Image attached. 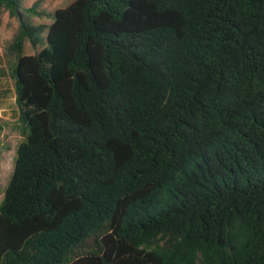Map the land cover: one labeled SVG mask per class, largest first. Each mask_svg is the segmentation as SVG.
Segmentation results:
<instances>
[{"label": "trees", "instance_id": "trees-1", "mask_svg": "<svg viewBox=\"0 0 264 264\" xmlns=\"http://www.w3.org/2000/svg\"><path fill=\"white\" fill-rule=\"evenodd\" d=\"M41 2L0 264H264V0Z\"/></svg>", "mask_w": 264, "mask_h": 264}, {"label": "rangeland", "instance_id": "rangeland-1", "mask_svg": "<svg viewBox=\"0 0 264 264\" xmlns=\"http://www.w3.org/2000/svg\"><path fill=\"white\" fill-rule=\"evenodd\" d=\"M25 8L31 7L38 0H19ZM74 0H42L39 11L52 13L58 8H63ZM35 24H49L47 18H32ZM18 27V21L3 13L0 18V203L3 199L5 187L9 181L17 145L22 136L16 129V108L14 94V80L10 75V68L14 59L7 54V46ZM35 52L26 44L25 53Z\"/></svg>", "mask_w": 264, "mask_h": 264}]
</instances>
